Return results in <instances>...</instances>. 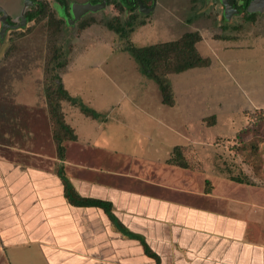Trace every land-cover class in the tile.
Wrapping results in <instances>:
<instances>
[{
	"label": "crops",
	"instance_id": "1",
	"mask_svg": "<svg viewBox=\"0 0 264 264\" xmlns=\"http://www.w3.org/2000/svg\"><path fill=\"white\" fill-rule=\"evenodd\" d=\"M209 60L196 73L208 75ZM100 71L92 78L69 72L75 94L61 80L70 95L105 115L82 118L64 100L76 139L64 141L63 157L49 128L40 132L43 145L35 128L13 132L12 144L0 142V264H155L141 240L159 264H264V186L218 172L204 178L205 188L188 167L168 162L175 146L195 148L191 120L208 110V99L186 97L180 106L172 86L168 106L146 80L126 76L120 83ZM189 84L184 92H197ZM246 89L248 104L264 107V90L252 83ZM215 103L217 121L224 101ZM79 122L86 125L80 132ZM23 139L26 148L17 141ZM58 169L81 197L110 202L117 225L100 207L69 203Z\"/></svg>",
	"mask_w": 264,
	"mask_h": 264
},
{
	"label": "rangeland",
	"instance_id": "2",
	"mask_svg": "<svg viewBox=\"0 0 264 264\" xmlns=\"http://www.w3.org/2000/svg\"><path fill=\"white\" fill-rule=\"evenodd\" d=\"M32 1H41L44 12L22 28L8 29L0 39V142L12 144L13 132L27 135L30 129L39 131L37 145H43L39 136L45 128H49L52 135L53 124L46 99L47 88H55L51 84L52 73L60 76L71 94L76 92L68 83L70 69L74 71L70 75L84 73L90 78L95 76V71L102 70L120 83L126 76L130 82L146 80L157 91L159 99L157 84L141 74L123 47L156 44L197 31L202 40L195 47L202 57L211 59L208 75L205 71L196 73L199 70L194 68L169 74V77L180 106L184 98L192 96L208 99V110L204 114L198 111L193 114L195 121L191 120L190 129L198 142L195 148L183 147L179 158L198 175L199 183L219 172L228 178L239 177L250 184L264 186V107L249 105L246 93L250 83L264 90V6L248 16L239 9L225 14L221 0H155L154 4L152 0H143L147 6L152 4L153 9L142 13L137 7L133 11L121 10L116 6L119 0H109L111 2L107 1L102 10L88 12L74 24L67 25L55 11L58 0ZM72 1L88 0H64L66 10ZM0 7L13 23L19 21L24 9L23 0H0ZM31 9L29 6L24 11ZM132 14L135 15L132 30L124 24L126 35L105 25L115 16L124 22ZM138 22L144 24L138 25ZM123 72L127 74L122 76ZM188 83L197 92H184ZM215 99L224 101L221 109H215L217 121L212 113L214 104L217 106ZM62 102L64 100L60 105ZM86 104L92 106L93 102ZM36 110L38 114L34 117ZM83 128L86 125L79 122L77 131ZM17 141L22 148L28 146L24 139ZM44 147L48 152L49 145ZM172 158H177V154H172ZM46 164V160L38 159V165ZM202 185L207 188L209 182Z\"/></svg>",
	"mask_w": 264,
	"mask_h": 264
},
{
	"label": "trees",
	"instance_id": "3",
	"mask_svg": "<svg viewBox=\"0 0 264 264\" xmlns=\"http://www.w3.org/2000/svg\"><path fill=\"white\" fill-rule=\"evenodd\" d=\"M90 1L95 2L97 0ZM107 1L108 4L111 2L109 0ZM248 1L249 0H245L242 5L243 11ZM116 6L121 10L129 9L130 11H133L136 8L135 2L131 0H119V3H117ZM31 7L32 9L26 12L27 22L33 20L37 15L41 14V12H44L41 1H34V4L31 5ZM247 15L249 16L251 14ZM127 18L128 19L122 22L118 16H115L111 20L106 21L105 25L114 32L119 34L125 33L124 35H126L127 29L125 28L124 24L127 26L129 25L128 30L131 31L132 25L134 24L133 20L135 19V15H129ZM141 24L144 23L138 22V25ZM200 40L201 35L199 32L188 31L174 40L140 47L134 46L133 44H128L123 47V50L127 51L131 55L133 60L136 62L141 74H143L148 79L153 80L157 84L161 95V102L165 105L172 106L174 103V95L169 74L181 73L194 67L207 66L210 62L209 58L202 57L195 47V44ZM51 84L55 85V88H47L46 99L50 107L51 121L53 124L52 137L56 145L57 156L61 158L63 157L65 150L63 145L64 141L76 139L74 130L63 119V113L60 105L61 101H68L70 104L77 106L82 113L95 119L104 120L105 115L87 106L79 98L70 95L63 87L59 75L52 73ZM182 148V146H175L173 149V154H177V158L173 159L171 157L168 162L187 168L188 164L179 158L181 157L180 151ZM57 174L64 185V196L69 203L76 206L100 207L107 214L109 219L115 225H117L116 218L112 213V205L110 202L100 199L81 197L75 191L74 187L68 178L63 174L61 169H58ZM230 179L237 182L250 184V182L247 180L239 177H231ZM141 243L143 244L145 254L154 258L155 264H159L158 256L148 248L147 244L143 240H141Z\"/></svg>",
	"mask_w": 264,
	"mask_h": 264
},
{
	"label": "water",
	"instance_id": "4",
	"mask_svg": "<svg viewBox=\"0 0 264 264\" xmlns=\"http://www.w3.org/2000/svg\"><path fill=\"white\" fill-rule=\"evenodd\" d=\"M131 1L137 2L139 12L148 13L153 9L152 4L150 6H147L146 4H144L142 0H131ZM154 1L155 0H152L153 4ZM106 3L107 0H99L98 2H91L90 0L85 2L72 1L69 4L70 18H66V23L68 25H72L88 12H96L102 10L106 6ZM221 3L225 14L226 13L232 14L233 12L238 11L234 3V0H221ZM31 4H32V0H23L24 9L29 7ZM263 6H264V0H250L246 8V12L253 13V12L261 11ZM24 9L20 14L19 21L17 23H12L8 19V13L2 7H0V13H1L0 39L4 37V34L8 29H19L25 26V24L27 23V16L25 14Z\"/></svg>",
	"mask_w": 264,
	"mask_h": 264
},
{
	"label": "flooded vegetation",
	"instance_id": "5",
	"mask_svg": "<svg viewBox=\"0 0 264 264\" xmlns=\"http://www.w3.org/2000/svg\"><path fill=\"white\" fill-rule=\"evenodd\" d=\"M99 0H97V1H95V2H98ZM143 1V0H142ZM58 2H59V4L57 5V7H55V11L57 12V14H58V16L60 17V18H62L63 19V21L66 23V18H70V13H69V6H68V10H66V6H65V2H64V0H58ZM133 2H135V6L138 8V5H137V2L136 1H133ZM152 2V1H151ZM245 2V0H241L240 2H237L236 0H234V3H235V5H236V8H238L239 10H240V13H247L246 12V8H247V6H248V4H249V2H250V0L248 1V3H247V5L244 7V11H243V7H242V5H243V3ZM34 4V1H32V4L31 5H33ZM107 4V3H106ZM145 4V3H144ZM30 5V6H31ZM61 10H62V13H61ZM25 14H26V12H25ZM61 14H63V15H61ZM248 14H253V13H248ZM0 15H1V13H0ZM9 19V18H8ZM9 21L10 22H12V20L11 19H9ZM13 23V22H12ZM67 24V23H66ZM68 25V24H67Z\"/></svg>",
	"mask_w": 264,
	"mask_h": 264
}]
</instances>
